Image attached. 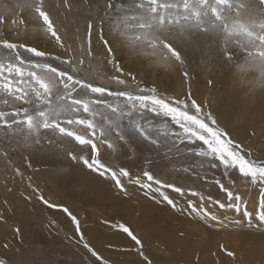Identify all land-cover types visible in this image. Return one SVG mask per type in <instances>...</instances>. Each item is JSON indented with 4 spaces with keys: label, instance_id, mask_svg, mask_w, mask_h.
I'll return each mask as SVG.
<instances>
[{
    "label": "snow or ice",
    "instance_id": "6c2138e0",
    "mask_svg": "<svg viewBox=\"0 0 264 264\" xmlns=\"http://www.w3.org/2000/svg\"><path fill=\"white\" fill-rule=\"evenodd\" d=\"M56 6L77 14L81 6H86L85 32L82 38L76 37L78 60L73 49L65 45L46 0H21L17 7L27 10L37 22L33 31L53 39L67 57L22 39L27 35L23 19L11 21L9 31L16 39L10 40L4 32L8 21L0 15V155L8 159L9 150L31 148L42 141L63 147L64 140H71L84 153L77 155L67 150L73 161L110 179L125 195L123 179L158 192L174 210L178 209L177 203L161 189L170 188L183 195V188L147 170L142 173L145 179H141L126 168H112L101 162L102 149L115 153L121 144L140 142L158 154L164 150L166 157L173 152L196 157L201 165L206 162L211 168L223 167L225 177L238 172L246 184L259 189V206L253 216L241 193L216 181L226 193L227 203H215L221 210L234 211L236 217H221L203 203L191 200L187 204L189 214L209 227L242 226L247 222L250 228L264 230V159L253 158L251 151L235 141L211 112H205L190 92L184 97L169 96L155 86L146 87L118 58V51L126 50L130 58L148 59L157 68L171 70L178 66L184 82H188L191 77L178 44L195 45L201 49L206 66H235L240 71L258 73V79L264 81V0H60ZM94 39L103 51V59L114 69L106 83L81 75L91 67L85 57H93ZM213 83L208 80L209 86ZM14 171L23 175L18 168ZM33 192L38 189L33 188ZM190 195L200 194L193 191ZM37 199L49 208L62 207L50 203L43 194ZM200 200L204 197L200 196ZM62 210L83 241L78 219L67 208ZM0 222L7 223L2 213ZM119 228L137 245L141 244L123 224ZM12 231L20 236L18 226H13ZM83 246L101 259L86 242ZM0 264L8 261L0 258Z\"/></svg>",
    "mask_w": 264,
    "mask_h": 264
},
{
    "label": "rangeland",
    "instance_id": "374dc122",
    "mask_svg": "<svg viewBox=\"0 0 264 264\" xmlns=\"http://www.w3.org/2000/svg\"><path fill=\"white\" fill-rule=\"evenodd\" d=\"M20 2L21 0H0V15H4L8 21L7 26L4 28L7 38L10 40L16 39L9 31L11 21L13 19H23L27 26V35L26 37L22 36V39H25L30 45L67 57L68 54L65 50L59 48L53 39L33 31V28L37 26V22L30 18V13L27 10L21 11L17 7ZM75 2L80 3L81 0H75ZM58 3H60V0H46V8L50 12L65 45L73 49L78 60L80 56L78 51L79 41L76 37L79 35L82 38L85 32L84 21L88 18L86 16V6H81L80 12L77 14L75 11L68 12L63 7L58 8L56 6ZM93 52L92 58L85 57L86 63L91 65L90 69L82 72L81 75L93 82L106 83V77L113 74L114 71L102 62L103 56L101 54H103V51L95 39L93 40ZM118 58L122 64L124 63L123 60L128 58L134 65L137 63L149 67L153 66L148 59L142 57L130 58L126 50L118 51ZM123 66L125 67V64ZM201 66L209 70H205ZM199 68L205 73L203 75L208 76L211 80L217 79L221 83V89H225L223 92L225 98L232 95L234 102H236L235 94H237V111L233 121L223 122L215 113L213 106L218 102L219 94L215 85L209 86L208 80H206L207 86L202 92L206 93V101L200 103L194 99L204 107L205 112H211L217 123L226 129L229 134L234 128H237L241 137L235 138L230 134L231 137L241 143L246 151L250 150L253 158L264 159V81L258 79V73L240 71L235 66L228 67L219 64L206 66L201 61ZM154 69L156 77L170 79L171 81L174 73L180 71L178 66L171 70L157 67H154ZM134 74L136 75V73ZM230 75H233L235 82H231ZM140 77H137V79L141 81L142 85L146 87L155 86L165 95L184 97L189 92L191 93V83L190 81L184 82L183 77H180L176 90L170 85L167 87L165 84H152L147 78V74L143 73ZM178 87L181 92L178 91ZM229 128L233 129L230 131ZM253 132H255V135L252 134ZM62 143L63 147H57L56 144L49 145L47 141H42L40 145H34L31 148L21 147L14 151L9 150L8 159L0 155V213L7 218V223L0 222V247H2V250L15 247L10 252L11 264H105V262L106 264H149V261L151 264H200L198 263L200 262L199 259L204 256V253L210 252L211 248L207 249L208 243L206 240H210L211 234H220L221 229L209 227L193 215L190 217L189 213L178 211L175 214L172 213L171 219L177 221L178 224H180L179 221H182L187 227L189 226V228H184V232H179L180 229H178V234L183 233V236L179 234L180 241L182 239L184 245H190V247L197 245L198 247L192 250L189 257L182 258L180 255V259L169 261L171 258L169 259L168 251L171 248L154 247L153 241L147 237L144 231L142 222L133 218L123 208L124 203L133 200L132 197H127L123 192H120L110 179L102 178L98 174L89 171L82 163L73 161L67 154V150H71L77 155L84 154L80 152L79 146L74 141L64 140ZM101 162L115 169L126 168L133 177H143L142 173L147 170L166 183L181 187L186 191L197 192L207 200L208 204L205 207L212 212L214 206L217 205L215 201L227 203L226 193L221 190L216 181H220L234 192L241 193L248 201V210L253 213V216L259 206V189L246 184L239 177L238 172H231L225 177L223 167L211 168L206 162L201 165L199 158L196 157L184 156L175 152L166 157L164 150H161L158 154L147 144L134 142L131 143V146L121 144L115 153L102 149ZM15 168H18L23 175H16ZM184 168H188L189 171L184 172L182 170ZM122 182L129 185L126 179H123ZM9 188L12 191H8ZM33 188L38 189V192H33ZM22 193L23 195H21ZM39 194H43L50 203L62 207H47L37 199ZM24 196H29L31 199L26 200ZM143 198L146 202L149 199L147 195ZM135 203V207H137L138 202L135 201ZM151 203L148 207H150L151 213L154 212L155 217H150L151 221L148 225L151 229H157L159 223L168 218V207L165 203H156L154 200ZM140 207L145 208L143 205H140ZM63 208H67L78 219L84 237L83 241L80 240L71 218L62 210ZM220 211L223 212V215H236L234 211L220 209L219 213ZM84 213L90 223H92L90 218L92 217L94 221L92 224L96 228L94 232H101L102 229L99 225L102 224L103 229L106 231V240L111 241L107 235L114 233L113 235L118 236V238H114L115 240L125 242L130 239L134 248L123 246L124 242H115L106 244L105 247H102L103 249H99L96 246V241L93 242L83 232ZM92 213L94 215H91ZM253 222L255 223V220ZM244 223L247 224V222ZM244 223L242 226L226 228L229 231H234L236 237L240 235L237 238L240 241L235 237L238 244H236V240H234L235 243L231 242L233 239L224 240L222 243H224L223 248L226 251L222 250L223 253L220 251L221 246H223L220 242L221 244L214 253L220 248L218 252L222 253L224 258L232 260V264H246L244 262L245 255H251L253 248L259 247L257 256L254 261L250 260V264H256V262L264 264V256L261 255L264 250V243H258L257 240L255 242L250 241L252 237H258L259 235L264 239V230L256 231V229H252L249 231L250 229L245 228ZM121 224L141 241L140 245H137L127 233L119 228ZM13 226L20 228L19 237L13 233ZM239 229L242 230L239 231ZM187 230L189 233H187ZM254 232L256 234L258 232V234L252 236ZM187 235H190L192 239L188 238ZM241 237H245L243 238L244 241ZM84 242L96 251L101 257L100 260H97L84 248ZM246 242L247 245H251L250 248L246 246ZM4 243H8L9 247L5 249L3 247ZM116 243H120L118 245L121 247L116 250L110 248ZM241 245H243V249L239 248ZM237 247L241 250L240 252L236 249ZM262 247L263 249H261ZM245 248L247 252L244 251ZM227 249L229 250L227 251ZM229 251L235 252L234 256L225 255ZM141 252H143V256L140 255ZM4 256L3 253H0V258H5ZM238 258H242V260H237Z\"/></svg>",
    "mask_w": 264,
    "mask_h": 264
},
{
    "label": "bare ground",
    "instance_id": "6f19581e",
    "mask_svg": "<svg viewBox=\"0 0 264 264\" xmlns=\"http://www.w3.org/2000/svg\"><path fill=\"white\" fill-rule=\"evenodd\" d=\"M178 47H180V50L182 51V54L185 56V59H186V67H187V70H188L189 75L191 77V79L189 80L190 83H191V85H190V87H191L190 88L191 89V96L193 98H195L198 102L204 103L206 101V93H202V92H203V89L207 86L206 85V80H209V77L203 75L205 73L202 72V69L201 68H203L205 70H209V69L206 68V67H203V66H201V68H199V63L201 61H203L202 51H201L200 48L196 47L195 45L178 44ZM101 56H103V54H101ZM123 61H124L123 64H125V69L126 70H131L132 69L133 73H136V76L137 77H140V75H142L143 73L144 74H147V78L150 80V82L152 84L160 83V84H165L167 87H168V85H170V86H173V89L176 90V87L178 86V81H179L180 77H182L180 75V71H176L174 73V75H173L174 77H173V80L172 81L170 79H165V78L164 79H161V78H158V77L155 76V69H154L153 66H150L149 67V66H144V65H141V64H137V63H135V65H134V64H132V61H130L128 58H126V60H123ZM102 62L105 63L109 68H111L112 71H114V69L112 68V66L109 65V64H107V62L104 59L102 60ZM220 78L222 79V77H220ZM229 78L231 79V82H235L233 75H230ZM213 82H214L213 85H215V88L218 91L217 93L219 94L218 102L216 103L215 106H213V109H214L215 113L219 116V118L221 119V121H223V122H232L233 121V117L235 116L236 111H237V97L238 96H237V94H235V101L236 102H234V99H233L232 95L230 97H228V98H225L224 93H223L225 91V89H221V83L217 79H214ZM178 91L181 92V90H180L179 87H178ZM250 106H251V104H250ZM247 108H249V107H247ZM232 129L233 128H229L230 131ZM230 134L232 136H234L235 138H240L241 137L240 134H239V132H238V129L237 128H234V130ZM140 178L141 179H145L144 177H140ZM145 182H147V181L145 180ZM125 187L127 189V197H132L133 200L124 203L123 204V208L127 211V213L129 215H132L133 218H135L139 222H142V226L144 228V231H145L147 237L153 241V246L154 247H157V248L158 247H165V248L166 247H170L171 250L168 251V253H169V259L171 258V260H169V261H175L176 259H180V255H181L182 258L183 257H189V254L192 252V250L196 249L198 246L196 245V246L190 247V245H184L182 239L180 241V239H179L180 238V235H179L180 233L179 234L177 233L178 232V229H180L179 232H184V228H186L187 225L184 224L182 221H179L180 224H178L177 221H173V219H171L172 213L175 214L178 211L181 212V213H183V212L190 213V210L187 208V204H188V202L190 200L193 203L198 204V205L201 204V203H203L204 206H207V204H208L207 200L204 198V200L201 201L200 200V196L201 195L191 196L190 195V191L184 190V194L181 195L179 193L174 192L170 188H162L161 191L165 192L170 198H172L177 203L178 209L174 210L165 201H163L162 197L160 196V194L158 192L147 191L145 189L140 188L138 185H135V184H129V185L128 184L127 185L125 184ZM153 187L155 188L157 186L156 185H153ZM145 195H147V197L149 199H151V200L147 199V202H146V200L143 198ZM152 200L156 201V203H158V202L165 203L166 204V207H168V209H167V216H168V218L166 220H163L160 223L158 222L160 225L158 226L159 228H157V229H151V228H149V225H148V223L151 221V218H152L151 216H154L155 217V214H153L154 212L151 213V211L149 210L150 207H148L149 206V203H151ZM135 201L138 202V206L137 207H135V204H136ZM156 203H154V204L156 205ZM140 205H143L145 208H141ZM219 210H220L219 207L217 205H215L214 206L213 213H215V214L223 217L224 216L222 214L223 212L220 211V213H219ZM85 215L86 214L84 213V217H85ZM91 215H94V214L92 213ZM156 215H157V213H156ZM160 216H162V215L160 214ZM190 217H191V215H190ZM228 217H229V219H232V218L236 217V215H228ZM90 218H91V222L94 223V221L92 220V217H90ZM158 218H159V216H158ZM193 219H195V218L193 217ZM106 222H108V221H106ZM154 222H155V220H154ZM92 223H90L89 219H87L85 217V219L83 220V225H82L83 232L93 242L96 241V243H97L96 246L99 249H103L102 247H105V245L106 244H109V243L124 242L123 240H115L114 238H118V236L113 235L114 233H110V234L107 235L110 238L111 241L106 240V238H105L106 231L103 229L104 226L98 222V224H100L99 226L101 227L102 230H101V232H94V230L96 228L93 226L94 224H92ZM156 224H157V220H156ZM193 225H192V227H193ZM245 226L244 227L247 228L248 230L250 229L249 231H251L252 229L253 230L256 229L255 227H251V228L248 227L247 224H245ZM228 227H235V226L234 225H229ZM187 228H189V226ZM214 228H218V230L221 229V233L220 234L219 233H217V234H211L210 235V240H206V242L208 243L207 249L211 248L210 249V252H208L207 254L204 253V256L205 257L202 256L199 259L200 262H198V263H200V264H232L233 263L232 260H229V258L226 259V258L223 257V254H222L223 251L222 250H225V248H221L220 251H222V253H219L218 252L220 248L215 253H214V251L219 247V244H221L222 241H224V240H227L228 241L229 239H233V240H231V242H234V240H236L240 235L238 237H236L235 232L234 231L227 230L226 229L227 227H224V228L214 227ZM241 230L239 229V231H241ZM257 230L258 229H256V231ZM235 231H237V230H235ZM187 233H189V231ZM257 234H258V232H257ZM257 234L254 232L252 234V236H255ZM243 235H244V233H243ZM187 237L190 238V239H192V237L190 235H187ZM235 237H236V239H235ZM159 238H160V240H159ZM241 238L243 239L245 237H241ZM237 240L235 241L236 244H238ZM256 240H257L258 243H264V239L261 238L260 235L258 237H252L250 241L251 242H255ZM238 241H240V240H238ZM243 241H244V239H243ZM202 242L204 243V241H202ZM132 243L133 242L129 239V240H126L122 245L123 246H129V247H131V249H133L134 248V245ZM118 244H120V243H118ZM118 244L117 243L116 244H113L112 246H110V248H113V249L116 250L117 248L121 247ZM241 244H243V243H241ZM245 244H246V246H249V248H250L251 245H247V242ZM222 245H223V247L225 246L224 243H222ZM229 245H227V246H229ZM242 246L243 245H241V247H239V248L243 249ZM260 246H261V244H260ZM263 247L261 249H263ZM1 248L2 247H0V253H3L5 255L4 256L5 259L8 261V264H11L10 263V261H11L10 260V252L15 247L14 248L11 247L12 249L9 248V250L8 249L7 250H2ZM236 249H238V247ZM228 250L229 249H227V251ZM249 250H252V249H249ZM258 250H259V247L253 248V250L251 251L253 253L251 255L248 254L249 256H246L245 255V258L243 257L244 260H245L244 262L246 264H250V262H251L250 260L254 261V258L257 256ZM240 251L241 250H239V252ZM244 251H246V248H245ZM244 251H243V253H244ZM229 252H231V251H229ZM263 252H264V250H263ZM263 252L261 254L262 256H264V253ZM248 253H250V252H248ZM225 255H227V254H225ZM238 255H239V253H238ZM238 255H237V257H238ZM262 256H260V257H262ZM258 257H259V255H258ZM237 260H242V258L241 259L238 258ZM255 261H256V259H255ZM257 261H258V259H257ZM252 263H254V262H252ZM262 263H263V261H262ZM256 264H258V263L256 262Z\"/></svg>",
    "mask_w": 264,
    "mask_h": 264
}]
</instances>
